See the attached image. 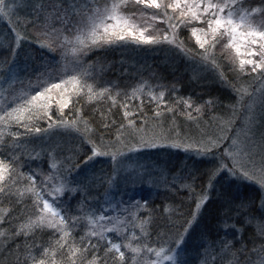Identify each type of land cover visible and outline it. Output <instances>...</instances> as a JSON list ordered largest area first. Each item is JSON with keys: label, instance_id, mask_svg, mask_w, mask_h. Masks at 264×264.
I'll return each mask as SVG.
<instances>
[{"label": "snow or ice", "instance_id": "snow-or-ice-1", "mask_svg": "<svg viewBox=\"0 0 264 264\" xmlns=\"http://www.w3.org/2000/svg\"><path fill=\"white\" fill-rule=\"evenodd\" d=\"M0 21L8 27V39L0 42L2 264H196L188 259V238L221 179L255 183L258 202L236 203L223 194L224 236L200 245L199 264H264V0H0ZM29 29L39 48L60 51L62 59L70 52L75 74H67V63L37 65L25 54ZM130 44L182 59L193 68L190 83L203 78L198 72H211L230 84L236 94L231 111L215 115L211 96L184 94L176 82L121 84L93 75L89 68L95 65L82 67L94 49ZM149 112L156 122L171 117L174 130L178 120L200 127L206 118L209 125L219 121L221 131L238 122L241 127L229 137L140 135ZM164 139L170 143L162 144ZM84 145L90 154L81 156ZM166 146L211 158L199 189L191 171L164 178L166 191L187 193L188 212L183 201L152 207L147 200L117 197L120 180L126 186L143 183L150 172L83 175L98 157L115 162L124 147L133 152ZM257 208L262 215L252 214ZM246 226L256 231L245 236Z\"/></svg>", "mask_w": 264, "mask_h": 264}, {"label": "trees", "instance_id": "trees-1", "mask_svg": "<svg viewBox=\"0 0 264 264\" xmlns=\"http://www.w3.org/2000/svg\"><path fill=\"white\" fill-rule=\"evenodd\" d=\"M30 37L34 40L36 35L32 29H29ZM185 36L188 33H184ZM8 39V38H7ZM6 39V40H7ZM5 40V41H6ZM4 41V42H5ZM23 52L29 57L36 58V64H50L53 61L60 62V52H49L47 49H41L35 47L32 43L25 44L22 46ZM89 65H95L96 67L89 68V71L93 75L99 74L104 80L119 81L121 84H135L137 81L142 79H147L152 83H168L171 84L176 82L177 88L183 87L184 94L191 91L203 94L204 98L207 99L211 96L216 101V112L215 115L219 116L225 112L227 107L231 106L234 97L231 91L226 88V86L220 84L219 82H212L209 80L197 81L195 83H190V78L193 76L190 69L184 68L181 64V59L173 58L172 54L165 51L162 48L129 45L128 47H113L104 49H94L92 52L88 53L86 57L83 58L82 67L88 68ZM103 65V72H100L99 66ZM230 78L231 73L227 74ZM91 83V79L88 80ZM138 103V101H137ZM81 105H77L80 107ZM92 108L87 104H84V111L86 113L92 112ZM53 112L56 111L55 108L52 109ZM68 111V110H66ZM149 119L146 124L141 125L140 119H137V127H144L145 125L151 124L154 121L151 119L150 112L148 113ZM56 118L55 116L53 117ZM71 119V115L68 116ZM207 119V118H206ZM180 121V120H178ZM59 139V138H57ZM85 152L90 153V148L84 145L80 154L83 156ZM211 158H193L190 156H184L177 153H171L169 151L161 150L154 151L151 153V162L156 165L159 170H161V176L156 178L149 186H138L134 188L123 189L121 192H117V197H121L124 200H128L130 197L139 200L143 203L147 200L152 207H157L165 203H171L175 201L176 204H180L182 201L184 203V208L182 211L188 212L190 210V201L188 200L187 193H173L171 191H166L164 187L166 177L168 181H171L174 176L185 174L189 171L195 173L199 179L197 180V189H199L200 182L203 180L206 182L207 177L201 175L206 171L207 168L211 167L209 160ZM101 162L97 160L91 170L96 173L97 177L103 175L100 172ZM32 167H36V162H32ZM27 171V167L24 169ZM104 171H108L104 166ZM86 175L89 179L92 176ZM155 182V183H154ZM97 188L100 192H103V188ZM260 190L249 184L246 181H236L234 185H230L221 179L217 182L214 190H210V201L201 210V215L199 217L198 223L194 226L191 236L188 238L187 247L188 259L190 261L197 260V251H203L200 245L203 243L205 246L211 243V241H219L221 237L224 236V230L220 227V221L223 220L221 208L223 194L228 193L231 197L235 198V202L239 203L241 200L247 198L252 200L259 196ZM191 206L194 207V204ZM255 216H260L262 213L257 208L252 213ZM172 220L179 224L181 221L176 220L175 215L172 216ZM248 231L245 236L250 235L255 232L254 226H246ZM204 234L206 239L201 240V234ZM227 239H231L229 234ZM153 239L155 237L153 236ZM212 253L209 254V259H211ZM227 259V257H225ZM253 259H256L254 256ZM2 264V262H0ZM217 264H221L220 259L217 260Z\"/></svg>", "mask_w": 264, "mask_h": 264}, {"label": "rangeland", "instance_id": "rangeland-1", "mask_svg": "<svg viewBox=\"0 0 264 264\" xmlns=\"http://www.w3.org/2000/svg\"><path fill=\"white\" fill-rule=\"evenodd\" d=\"M26 14H27V10H22L19 13L21 18L25 17ZM7 38H8L7 22L6 21H0V42H4ZM29 43H32L35 47H39L38 43L35 42V40H33L30 36L28 37V39L26 41L22 42V46L25 45V44H29ZM193 43H194V41H193ZM128 46H126V47H128ZM62 55H63V53L60 52V62L59 63L61 65L67 63V65H68L67 74L68 75L75 74V72L73 70L74 58L72 57L71 53L69 52L65 59L61 58ZM181 64H182V66L184 68L190 69L191 73L193 74V68L191 66H186L185 63L182 61V59H181ZM197 74L203 77L199 81L209 80V81H212V82H215V83L219 82L213 76V74L211 72H207V73L198 72ZM65 78H67V77H65ZM220 84H222V83H220ZM222 85L226 86V88L231 91V94L234 97V101L232 103V105H233L235 103V101H236L235 92L233 91V89H232L230 84H222ZM253 86L254 87H259V85L255 84L254 82H253ZM231 106L227 107L225 112H230L231 111ZM256 114H257V117H259L261 115V109L259 107V102H257ZM170 120H171V117L168 118V121H162V122L154 121V123L152 122L151 124L145 125L143 127V131L140 133V135L151 136V135H153L155 133V134H158V135H161V136H164V137H167V136L171 135L173 138H175V132L179 131L181 139H199L200 135L203 132H208V133H211V134H214V135H218V136L229 137L231 135H234L235 131H238L239 128L241 127V124L238 122L234 126H231V127L225 125L224 126V130L221 131V127L219 126L220 125L219 121L214 122L211 125H209L206 122L207 119H205V121L201 122V126L200 127H197L195 125H190L186 121H177V124L179 125V127L174 130V126L169 123ZM161 143L162 144H168V143H170V141L167 140V139H164V140L161 141ZM227 143H230V141L225 140L224 144L226 145ZM161 150L169 151L171 153L181 154V155H184V156H190V157H193V158H198L192 152L184 151L183 148H172V147H167L166 146V147H157V148H144V149H141L139 151L129 152L128 148L124 147L122 149L124 155L118 156L117 160L115 162L112 160L111 156L98 157V158H96V161L99 160L101 162V164H102L99 171L102 172L103 174H107L108 176H120V177H123L124 175H127V173L131 172V171H136V172H139V173H145V172L152 173L151 177H146V179H145V181L143 183H139L138 182L135 185L128 184L126 186L123 183V181L120 180L118 182V187L121 190L128 189V188H134V187H138V186H149V185L152 184V182L156 178L161 176V170H159V168H157L156 165L151 162V153H154V151H161ZM205 158H208V157H205ZM104 166L106 167V169L108 171H104ZM91 167L92 166H90L88 169H86L84 174L88 173L87 175L93 176V174H95L97 170H95L94 171L95 173H94L91 170ZM242 181H244V180H242ZM246 182H248L249 184H252L253 186L258 188V186L255 183H252V182H249V181H246Z\"/></svg>", "mask_w": 264, "mask_h": 264}]
</instances>
